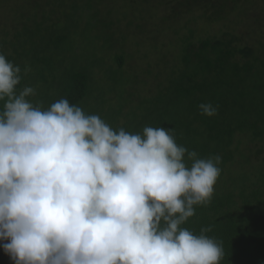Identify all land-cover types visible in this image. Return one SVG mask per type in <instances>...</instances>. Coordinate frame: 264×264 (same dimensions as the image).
<instances>
[{"label":"trees","instance_id":"16d2710c","mask_svg":"<svg viewBox=\"0 0 264 264\" xmlns=\"http://www.w3.org/2000/svg\"><path fill=\"white\" fill-rule=\"evenodd\" d=\"M139 1L154 8L162 2ZM176 2L190 8L191 29L173 40L175 52L157 55L156 66L137 62L135 52H115L131 36L136 0L39 2L26 23L0 36V52L22 69L30 65L21 88H37L33 103L46 108L66 98L114 129L173 128L188 151L219 155L214 195L184 227L199 234L211 226L207 235L223 244L222 264H264V39L246 44L234 33L195 35L200 20L208 25L233 11L246 17L252 0ZM43 5L57 8L41 11ZM177 5L169 18L179 16ZM208 102L218 109L214 117L198 107ZM0 264H12L2 248Z\"/></svg>","mask_w":264,"mask_h":264},{"label":"clouds","instance_id":"9594fccd","mask_svg":"<svg viewBox=\"0 0 264 264\" xmlns=\"http://www.w3.org/2000/svg\"><path fill=\"white\" fill-rule=\"evenodd\" d=\"M30 72L0 52V248L12 264H222L211 226L184 227L213 197L221 157L188 151L173 128L130 133L66 98L33 103Z\"/></svg>","mask_w":264,"mask_h":264},{"label":"rangeland","instance_id":"374dc122","mask_svg":"<svg viewBox=\"0 0 264 264\" xmlns=\"http://www.w3.org/2000/svg\"><path fill=\"white\" fill-rule=\"evenodd\" d=\"M38 1L44 4L46 0H0V36L3 37L8 31H15V28L21 23H26L28 18L36 11ZM161 1V4H156V8H154V4H143L136 0V4L133 5V12L130 14L133 15L132 19L134 20V24L129 27L131 29L129 30V36H131L127 37L122 51L116 49L115 52H123L126 55L135 52L140 59L137 62L141 61L156 66L155 63L160 61L158 56L161 52L167 54L176 51L177 42L173 40H176L178 35H186L188 29H191V10L186 6L180 8L176 0ZM48 2L53 3L52 1ZM121 2L119 1L115 5H119ZM55 5H57V2ZM176 5L179 9V16L169 18L170 8L172 10ZM42 7L41 11L57 8L52 5L51 7L46 5ZM248 7L246 17L240 15L238 11H233L225 19L208 25H205L203 20L198 21L195 24V35L197 37H207L234 33L246 44L253 43L260 38L264 39V0H252V4ZM147 10L150 12L145 14ZM142 15L145 17L144 19H141ZM165 18L168 19L164 20ZM139 24L144 25V31L137 28ZM155 44L160 49L154 48ZM129 64H132V62H129ZM150 65H145V67Z\"/></svg>","mask_w":264,"mask_h":264}]
</instances>
